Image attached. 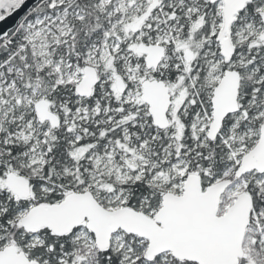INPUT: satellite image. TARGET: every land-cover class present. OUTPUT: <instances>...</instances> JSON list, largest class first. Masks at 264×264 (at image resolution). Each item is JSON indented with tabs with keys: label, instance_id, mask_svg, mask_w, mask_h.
<instances>
[{
	"label": "snow or ice",
	"instance_id": "snow-or-ice-1",
	"mask_svg": "<svg viewBox=\"0 0 264 264\" xmlns=\"http://www.w3.org/2000/svg\"><path fill=\"white\" fill-rule=\"evenodd\" d=\"M0 29V264H264V0H0Z\"/></svg>",
	"mask_w": 264,
	"mask_h": 264
},
{
	"label": "water",
	"instance_id": "water-1",
	"mask_svg": "<svg viewBox=\"0 0 264 264\" xmlns=\"http://www.w3.org/2000/svg\"><path fill=\"white\" fill-rule=\"evenodd\" d=\"M9 23H11V21H9ZM0 30H2V29H0Z\"/></svg>",
	"mask_w": 264,
	"mask_h": 264
}]
</instances>
